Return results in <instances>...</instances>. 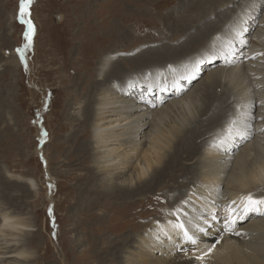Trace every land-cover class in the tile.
Instances as JSON below:
<instances>
[{"label":"rangeland","instance_id":"obj_1","mask_svg":"<svg viewBox=\"0 0 264 264\" xmlns=\"http://www.w3.org/2000/svg\"><path fill=\"white\" fill-rule=\"evenodd\" d=\"M176 1L178 0H32L27 8L28 15L24 17L26 22L22 23L19 19L20 0H0V86L4 82L11 81L9 89L13 97L10 121L6 118L0 122V176L3 185L6 186V188L0 187V196L3 198L4 193L14 194L17 198L16 204L7 205L3 198L2 207H6L12 214L22 216L24 221L30 224L27 228L30 229L27 231L29 234L25 232L21 236L23 242L27 244L26 248L30 256L23 262L24 264H126L127 260L124 256L138 246L139 234L143 236L147 231H151L154 228L153 221L161 220L166 213L167 209L162 207L168 205V196L174 198L177 196V200L179 196H188L187 189L193 185V177L196 175L198 179L200 178V169H197V174L195 169L189 168L188 165L196 162L198 155L202 156L205 146L210 143L213 136L220 134L219 130L221 127L223 129V122L214 125L207 136L198 138L200 143L194 153L183 154L180 158L181 162L174 168L177 172L175 176L164 175L160 181L152 180L150 183L153 188L138 189L139 191H133L129 196H125L127 192L124 191L116 196L112 187L106 198H103L104 196L96 198L95 187L88 186L90 173L97 167L96 158L91 155L92 127L88 122L77 120L73 116L78 111L83 112V107L80 108L81 110L78 108L81 102L84 103L89 99L93 101L92 103L96 101L95 97H98L96 93L103 87L102 80H98L100 87L95 90L96 75H101L106 83L127 82L133 78V75L149 67V64L139 66L132 60L138 51L141 53L145 49L159 48L163 45L181 46L187 40L181 29L177 30L181 34H173L175 31L168 30L163 20L167 15H172L168 11L174 7ZM231 4L228 6L223 4V9L219 6L216 9L219 13L229 9L230 16L236 17L235 21H238L241 13L245 11V16L254 21L251 25L258 23L255 29L249 26L252 33L248 35L255 37L264 33V0H237L235 4ZM206 9L208 7L204 8ZM180 11L183 12V9ZM199 14L200 12L196 13ZM250 14L252 16H249ZM27 21H31L33 26V32L30 34L31 46L25 49L24 60H21L16 50L28 42L25 39V33L28 32ZM211 22L216 30L211 29L209 31L211 36L203 39L202 43L190 51L198 54L201 45L205 47L204 49H208L214 35L225 31V25L229 21L227 17H215ZM247 22L246 18L243 25ZM174 28L176 30V27ZM228 37H226L227 41ZM245 37L242 36L240 40H244ZM257 45L258 48L260 47L259 51L264 53L263 37L258 40ZM192 46L193 44H188L181 48L189 49ZM231 46L234 47V44L231 43ZM190 51L186 50V52ZM4 54H14L18 65L9 67ZM107 54L117 61L118 66L112 71L106 70L101 73L98 71L99 61ZM205 54L212 53L203 51L200 55L202 59L205 58L202 57ZM238 54L236 53V56ZM236 56L233 61L239 59ZM249 60L255 62L249 66L250 70L244 76L245 79L241 78L242 82L235 88L234 93L225 94L231 97L230 101L233 99L238 104L240 91L244 87L247 88V85H249L248 89L252 90L254 99L264 95V88L262 89L261 86L253 88L259 80L263 81L264 62L258 61V56H253ZM154 65L156 64L151 66ZM226 65L218 62L212 70L224 67L226 71L234 67V65ZM209 68L211 67H207ZM208 72L212 71L207 70L200 74L183 97L194 95L195 85L202 83ZM259 73L260 76L257 77ZM117 74H122L125 79H117ZM219 84L220 82L214 90L217 94H222V89L227 86L224 80L221 85ZM208 90H211V87L201 92ZM221 100L219 99L220 102ZM165 103L167 105L170 100H166ZM217 103L214 107L219 108L216 109L218 112L224 111L228 106L223 108L221 103ZM248 104H244L245 112L242 114L244 121L251 118V113L248 114V111H253L252 108H248L250 106ZM231 110L233 113L235 106L231 107ZM81 112L80 115L78 114L79 118ZM182 114L183 112H180L178 116ZM222 115L225 113L223 112ZM254 118L252 117L251 121L247 120V123H251ZM204 119L201 120L202 122L199 121V125L205 124L207 117L205 116ZM170 120L166 123H170ZM197 129L198 124H193L188 136ZM205 129L202 127L200 131ZM81 143L89 144L88 151H85L86 145L81 146ZM191 149L180 147L179 151L183 153ZM95 150L97 149L94 148V152ZM260 151L252 150L244 153V156L246 159L255 158L260 161L264 158V148ZM84 158L90 159L83 162ZM5 170L7 175L9 172V175L12 173L32 178L37 184L39 193L35 196V192L29 190V186L14 180H9V184H12L7 187L4 182ZM174 183L173 187L170 186ZM83 196H87L90 202L87 203L85 198L81 201ZM191 196L195 201V196L192 194ZM199 206L203 207L201 204ZM172 207L167 206L168 209ZM158 210L161 212L158 213ZM163 212L164 214L158 215ZM209 212L215 213V216L209 217ZM201 213L198 214V220L202 223L205 221L199 218H203V215L219 222L228 214L226 210L219 208H215L214 211L209 209L203 215ZM183 215L185 217L180 221L184 226H189L190 218L200 226L195 217L188 213ZM256 218H264V216L260 215ZM224 219L226 220V217ZM251 221L252 219L247 220L244 225ZM200 233L199 235L203 234L201 231ZM251 237L252 234L244 240ZM179 239L170 242L175 247V252L184 247ZM195 239L203 243L200 239L196 237ZM186 244L187 250L191 251L193 247L198 249L197 243ZM170 251L173 250L166 249L162 257L165 258L166 253L170 254ZM159 255L160 252L155 251L154 259L156 260ZM188 256H197V253H190Z\"/></svg>","mask_w":264,"mask_h":264},{"label":"bare ground","instance_id":"obj_2","mask_svg":"<svg viewBox=\"0 0 264 264\" xmlns=\"http://www.w3.org/2000/svg\"><path fill=\"white\" fill-rule=\"evenodd\" d=\"M235 1H176L174 7L168 11L172 15H167L163 20L166 22L168 30H173L175 31L173 34L178 35L183 32L187 40L181 46L163 45L159 48L145 49L141 53L138 51L132 60L139 66L149 64V67L147 70L145 69L143 72L133 75V78L127 82L106 83L100 77L101 75H96L95 90L100 87L98 80H102L103 85L101 90L96 93L98 96L95 97L96 101L92 103L93 101L89 99L84 103L81 102L78 108L83 107V112L78 111L76 115L73 114L77 120L88 122L89 126L92 127L90 142L93 145V153L91 152V155L93 154L92 156L96 158L97 167L90 173L88 186L95 187L96 192L91 190L96 193V198L102 196L106 198L110 194L109 189L112 187H114L113 192L116 196L121 195V191L127 192L125 196H129L130 193L138 189L153 188L150 183L152 180L153 182L160 181V178L162 179L164 175L175 176L177 172L174 171V168L181 162L180 158L183 154L190 155L194 153L200 143V137L207 136L214 125L223 122V129L221 127V130H219L220 134L213 136L210 143L205 146L202 156L198 155L197 161L188 165L191 169L193 167L196 173L197 169H200V178L198 179L195 175L193 185L187 189L188 196H179L178 200L176 199L177 196L175 198L168 196V205L173 207L168 209L167 204L162 207V209L167 210L165 214L164 212L158 214H164L163 217L159 216L161 220L153 221L154 228L147 231L145 235L141 236L139 234L138 246L133 249L134 251L132 250L124 256L127 260L126 264H264V218H256L260 215L264 216V214H248L246 218L239 219L236 222L232 231H229L224 219L227 218L228 214L223 216V220L219 222L212 221L209 218L214 217L215 213L209 212V217L203 215L207 210L214 211L215 208L227 212L230 205L238 209L237 215H239L243 207L242 197L246 194L252 193L258 199L264 198V192L260 194L264 191V158L260 161L255 158L254 160L248 158V160L244 156V153L252 150L259 152L260 149L264 148V95L259 99H254L252 90L248 89L249 85L246 84L248 87H244L240 91L239 104L237 101L234 102L233 99L230 101V96H225L226 93H234L235 88L242 82L241 78L245 79L244 76L250 70L249 66L255 62L249 59L258 56V61L264 62V53L259 51L260 47H257L258 40L262 37L264 39V33H260L255 37L248 35L252 33L249 26L254 21L245 16V11L241 13L240 17L238 16V21H235L236 17L230 16L229 9L224 10L223 13H219V10L216 9L218 6L223 9V4H227L226 6L232 5L231 3L235 4ZM205 7H208V9L204 10ZM181 9H183V12L180 11ZM198 12L200 14L196 15ZM194 15L197 17L195 18ZM215 17H227L229 22L225 25V31L214 35L208 49H204L205 47L201 45L198 54L190 51L202 43L203 39H208L211 34L209 31L214 28L211 21ZM246 18L248 22L243 25ZM257 25L258 23L251 25V28L254 27L255 29ZM174 27H176V30ZM178 29H181V32H178ZM214 30L216 29L214 28ZM192 32L194 33L190 34ZM227 36H229L228 41ZM242 36H246L244 40H240ZM241 41H246V43ZM231 43L234 44V47L231 46ZM188 44H193V46L189 49L181 48L188 46ZM186 50L192 53L186 52ZM242 50L244 51L242 52ZM203 51L212 54H205L202 56L205 58L202 59L200 55ZM236 53L239 54L236 56ZM3 56L7 57L6 64L9 67L18 65L14 54H4ZM235 56L239 59L233 61ZM165 59L168 61H165ZM208 59H213V64L207 65L205 63L202 66V73L207 70L212 72H208L202 83L195 85L194 95L189 94L183 97L189 88L187 90L178 89L170 84L164 76L163 82L166 88L160 87V71L156 69H163L170 63L177 64L181 68L195 69ZM185 60L187 63L184 62ZM218 62L229 66L234 65V67L226 68V71L224 67L219 70H212ZM99 63L98 71L101 73L106 72V70L112 71L118 66L117 61L110 58L108 54ZM153 64L156 65L151 66ZM207 67L211 68L207 69ZM257 75L259 77L260 73ZM262 75L264 76V74ZM145 76H149L152 83L149 88L144 86L146 85L143 79ZM116 78H124V76L117 74ZM262 79L263 81L259 80L253 85V88L259 85L263 89L264 77ZM222 80H224L227 87L222 89V94H217L215 92L216 85L219 82V85H221ZM10 83L11 81L4 82L0 86V122L6 118L10 121L9 118L12 117L10 113L12 112L11 100L13 97L12 91L9 89ZM207 87H211V90L201 92ZM140 90L146 91L147 104L142 102ZM159 93L166 94L169 98H166L165 101L169 99L170 103L166 105L165 101L162 102L158 97ZM258 94L260 95V92ZM219 99H222L221 102ZM217 102L221 103L223 108L228 105L224 111L221 110L225 115L216 110L219 108L216 107L215 109L214 105ZM247 103L250 104V106L248 104V108L253 109L252 112L248 111V114L251 113V118L255 117L251 123H247V120L251 121V118L244 121L245 118L242 116L245 112L244 104ZM233 106H235V111L232 113L231 107ZM80 112L81 119L78 117ZM180 112H183V114L178 116ZM253 113L255 114L253 115ZM205 116L207 121L203 126L199 125V121L205 120ZM91 119L94 120L91 121ZM169 119H171V122L166 123ZM256 121L258 122L256 123ZM195 123L198 124V129L188 136L192 125ZM8 124L10 123L8 122ZM202 127L206 129L201 132ZM233 128L236 130H231ZM82 143L80 145H86L85 151H88L89 144ZM180 147H190L192 149L181 153L179 151ZM94 148L97 149L95 152ZM242 148L244 149L240 151ZM88 159L84 158L82 161L85 162ZM6 171L4 172L6 176H4V182L7 187L12 184H9V180H14L27 185V187L29 186V190L35 192V196L39 193L36 187L37 184L32 178H25V176L12 173L9 175V172L7 175ZM69 173L71 174V172ZM174 185L175 183L170 186L173 187ZM0 187L6 188L3 185L1 176ZM191 194L195 196V201H193ZM3 198L7 205L8 203L14 205L17 202L14 194L4 193ZM3 198L0 196V264H24L23 262L29 259L30 256L29 250L26 248L27 244L23 242L21 236L28 230L30 231V229H27L30 224L25 222L22 216L12 214L6 207H2L4 205ZM84 198L87 203L90 202L87 196H83L81 201ZM93 200L99 201L98 199ZM198 201L201 202L198 203ZM233 201H235V204L232 203ZM263 210L264 208L262 213H264ZM157 212L160 213L161 210ZM184 213L195 217L200 225H196V221H192L190 218L189 226H184V229L194 238L203 241L202 244L197 242L198 249L193 247L191 251L186 249L188 247L186 243L190 242L184 238L183 230L175 227V225L182 223L180 219L185 217ZM199 213L203 215V218L199 219L205 221V223L199 222ZM249 219H252V221L244 225ZM202 228L205 232L202 231ZM200 231L203 232L202 235H199L201 234ZM251 234L250 239L244 240ZM174 239H179L184 246L176 252L175 247L170 243ZM214 242H216L215 246ZM166 249L173 251H170V254L166 253V257L163 258L162 255ZM210 249L211 251H209ZM155 251L160 252V255L157 256L158 261L153 257ZM190 253H197V256H188ZM198 257H203V259H198Z\"/></svg>","mask_w":264,"mask_h":264},{"label":"snow or ice","instance_id":"obj_3","mask_svg":"<svg viewBox=\"0 0 264 264\" xmlns=\"http://www.w3.org/2000/svg\"><path fill=\"white\" fill-rule=\"evenodd\" d=\"M32 0H20V8H19V19L22 23L26 22L24 17L28 15L27 8L31 4ZM28 23V32L25 33V39L28 41L22 48H18L16 51L20 55L21 60H24V51L25 49L31 46V33L33 32V26L31 21H27ZM246 31V29H245ZM242 43H246V41H241ZM46 135V134H45ZM235 204V201L232 202ZM242 210H240V214L237 215L238 209L233 208L231 205L227 208L228 216L226 218V226L229 231L234 229V226L238 219H244L250 213H262V206H264V198H256L252 193L246 194L242 197ZM175 227L183 230L184 238L189 241L191 244L195 245L197 243L196 239L189 234V232L184 229V225L179 223L175 225ZM211 251V249L209 250ZM198 259H203V257H198Z\"/></svg>","mask_w":264,"mask_h":264}]
</instances>
